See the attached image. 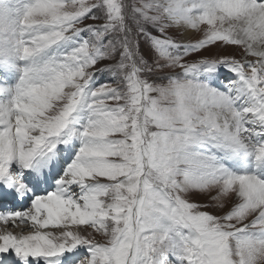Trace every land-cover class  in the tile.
I'll list each match as a JSON object with an SVG mask.
<instances>
[{
  "label": "snow or ice",
  "instance_id": "snow-or-ice-1",
  "mask_svg": "<svg viewBox=\"0 0 264 264\" xmlns=\"http://www.w3.org/2000/svg\"><path fill=\"white\" fill-rule=\"evenodd\" d=\"M0 225V264H264V0H2Z\"/></svg>",
  "mask_w": 264,
  "mask_h": 264
},
{
  "label": "rangeland",
  "instance_id": "rangeland-1",
  "mask_svg": "<svg viewBox=\"0 0 264 264\" xmlns=\"http://www.w3.org/2000/svg\"><path fill=\"white\" fill-rule=\"evenodd\" d=\"M0 2H2V0H0ZM85 25L86 24H92V23H98V22H94V21H91V20H86L85 22ZM173 35V38L176 39L178 42L180 43H194L196 42L198 39H201L203 38V34L200 32L198 33L197 35H194L193 38L189 39L188 41L187 40H184L182 39V33L181 32H177V31H174L173 33H171ZM186 41V42H185ZM216 52V49H212L211 50V53H204V55H210V54H214ZM241 52L242 50L239 49L237 46H228L227 49L225 51H223L222 54L224 55H232L234 56L235 58L237 59H240L241 58ZM195 58V57H194ZM251 59V58H250ZM104 79V77H101L100 81L98 82H102ZM198 200L200 201H204V200H207V199H210V197L208 196H199L197 197ZM217 214H219V210H217ZM20 226H23V225H20ZM19 226V227H20ZM19 227H16V228H9V231H11L13 233V231L15 232L17 229H19ZM25 227V226H24ZM23 227V228H24ZM24 231V232H23ZM44 231H51V232H59L60 230L59 229H46ZM17 233V232H16ZM30 234V231L29 229H26V230H22V233L21 235H28ZM171 258V257H170Z\"/></svg>",
  "mask_w": 264,
  "mask_h": 264
},
{
  "label": "bare ground",
  "instance_id": "bare-ground-1",
  "mask_svg": "<svg viewBox=\"0 0 264 264\" xmlns=\"http://www.w3.org/2000/svg\"><path fill=\"white\" fill-rule=\"evenodd\" d=\"M182 33V39L184 40H189L191 38H193L194 35H197L198 33H200L199 31L195 30V29H188L184 32H181ZM195 37V36H194ZM186 42V41H185ZM4 225H0V235H3L4 234ZM23 226H20L19 229H17L15 232L13 231V235H17V236H22L21 233H22V230H26L28 228L24 227ZM16 228V227H15ZM14 229V228H13ZM51 230V229H50ZM17 232V233H16ZM24 232V231H23Z\"/></svg>",
  "mask_w": 264,
  "mask_h": 264
}]
</instances>
